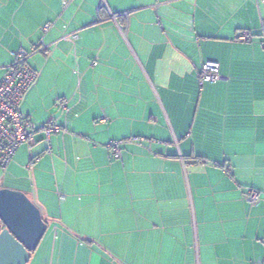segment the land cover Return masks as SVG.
Listing matches in <instances>:
<instances>
[{
	"label": "crops",
	"instance_id": "1",
	"mask_svg": "<svg viewBox=\"0 0 264 264\" xmlns=\"http://www.w3.org/2000/svg\"><path fill=\"white\" fill-rule=\"evenodd\" d=\"M263 21L255 0H0V79L45 43L20 110L64 129L0 167L46 219L26 264L264 263ZM206 61L221 78L200 84Z\"/></svg>",
	"mask_w": 264,
	"mask_h": 264
},
{
	"label": "built area",
	"instance_id": "2",
	"mask_svg": "<svg viewBox=\"0 0 264 264\" xmlns=\"http://www.w3.org/2000/svg\"><path fill=\"white\" fill-rule=\"evenodd\" d=\"M257 6L264 9V0H255ZM50 26L47 23L43 26L45 32ZM79 37L77 31L64 34L60 39L74 42ZM240 40L248 39V32L243 31ZM262 45L264 47V21L262 22ZM47 47L42 41L34 44L30 49L19 48L13 54V61L6 67L0 79V167L5 168L12 160L15 152L23 143H32L37 133H43V142L48 145L49 151L50 136L56 132H62L59 125L48 122L37 126L25 116L20 106L25 98L26 92L38 79V73L33 69L28 59L36 52ZM219 64L216 61H206L199 70V83L215 81L220 79ZM106 120V118H103ZM121 140H112L108 144V156L110 160L121 158ZM61 197V196H60ZM249 203L260 201V192L249 188L243 195ZM264 264V263H260Z\"/></svg>",
	"mask_w": 264,
	"mask_h": 264
},
{
	"label": "water",
	"instance_id": "3",
	"mask_svg": "<svg viewBox=\"0 0 264 264\" xmlns=\"http://www.w3.org/2000/svg\"><path fill=\"white\" fill-rule=\"evenodd\" d=\"M46 228L40 208L24 192L0 188V264H26Z\"/></svg>",
	"mask_w": 264,
	"mask_h": 264
},
{
	"label": "rangeland",
	"instance_id": "4",
	"mask_svg": "<svg viewBox=\"0 0 264 264\" xmlns=\"http://www.w3.org/2000/svg\"><path fill=\"white\" fill-rule=\"evenodd\" d=\"M140 84H144L143 82L138 81ZM149 84V83H148ZM151 87V86H150ZM152 94H148L147 90L145 89L144 92L141 94V98L144 101V104L142 109L147 108V116H152V120L150 123H152L154 126L161 125L162 120H161V102L164 101L162 95L160 94V88L156 84L155 89L151 87ZM154 138L160 139V135L155 133L153 135ZM0 188H5V187H0Z\"/></svg>",
	"mask_w": 264,
	"mask_h": 264
},
{
	"label": "trees",
	"instance_id": "5",
	"mask_svg": "<svg viewBox=\"0 0 264 264\" xmlns=\"http://www.w3.org/2000/svg\"><path fill=\"white\" fill-rule=\"evenodd\" d=\"M29 60V59H28ZM29 63V62H28ZM30 65V64H29ZM31 66V65H30ZM33 68V67H32ZM34 69V68H33ZM45 219V218H44ZM45 221H46V219H45Z\"/></svg>",
	"mask_w": 264,
	"mask_h": 264
}]
</instances>
